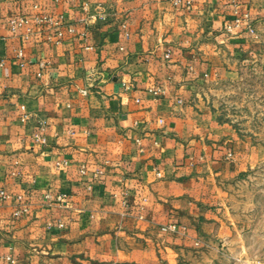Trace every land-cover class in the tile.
Masks as SVG:
<instances>
[{
  "label": "crops",
  "instance_id": "0c3cea01",
  "mask_svg": "<svg viewBox=\"0 0 264 264\" xmlns=\"http://www.w3.org/2000/svg\"><path fill=\"white\" fill-rule=\"evenodd\" d=\"M175 1L0 0V264H211L230 240L226 185L264 144L205 88L252 32Z\"/></svg>",
  "mask_w": 264,
  "mask_h": 264
},
{
  "label": "rangeland",
  "instance_id": "374dc122",
  "mask_svg": "<svg viewBox=\"0 0 264 264\" xmlns=\"http://www.w3.org/2000/svg\"><path fill=\"white\" fill-rule=\"evenodd\" d=\"M259 2L254 32L231 59L233 73L211 82L205 91L219 118L231 122L241 138L264 144V0ZM226 189L224 215L233 233H226L230 240L215 241L211 264H264V162L240 173Z\"/></svg>",
  "mask_w": 264,
  "mask_h": 264
},
{
  "label": "built area",
  "instance_id": "2783aa9c",
  "mask_svg": "<svg viewBox=\"0 0 264 264\" xmlns=\"http://www.w3.org/2000/svg\"><path fill=\"white\" fill-rule=\"evenodd\" d=\"M193 1L194 0H176V4H184L185 7L187 9H191L192 5H193ZM231 5L233 6V10L235 13V20H234V25L236 26H241L243 23L246 24L247 28L251 31L254 32V27L252 25V20H251V15L249 11L246 12H241L240 10V1L239 0H230ZM37 21L39 23H45L48 22L54 26H59L60 25V21H58L57 19H55L52 16L46 15V16H42V17H38ZM27 19L25 17H20V18H13L11 19V27L14 31H16V29L20 26H23L27 23ZM71 31H75V29L72 27L70 29ZM59 35H62V31H59ZM17 56L18 57H22L23 56V50L22 49H17ZM154 93L159 95L162 92H164V88L163 87H158V88H154L153 89ZM84 92H87L86 89H84ZM24 107V106H23ZM28 118V114H24L23 119H27ZM1 195L5 196L6 192L4 190L0 191ZM23 209H18L16 211V214L19 215L21 212H23Z\"/></svg>",
  "mask_w": 264,
  "mask_h": 264
}]
</instances>
